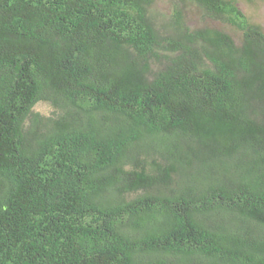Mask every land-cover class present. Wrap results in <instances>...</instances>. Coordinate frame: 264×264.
<instances>
[{
	"label": "trees",
	"instance_id": "obj_1",
	"mask_svg": "<svg viewBox=\"0 0 264 264\" xmlns=\"http://www.w3.org/2000/svg\"><path fill=\"white\" fill-rule=\"evenodd\" d=\"M180 1L241 39L154 0H0V264H264V30Z\"/></svg>",
	"mask_w": 264,
	"mask_h": 264
},
{
	"label": "rangeland",
	"instance_id": "obj_2",
	"mask_svg": "<svg viewBox=\"0 0 264 264\" xmlns=\"http://www.w3.org/2000/svg\"><path fill=\"white\" fill-rule=\"evenodd\" d=\"M240 7L247 14L251 22L258 24L264 30V1L262 0H240ZM177 10H185L187 20L194 26H207L220 30H225L230 33L237 41L242 37L238 29L233 26L211 19L203 14V12L195 5L190 3H182L180 0H154L152 12L157 19V22L165 26L172 19L173 13ZM38 110L48 112V106L41 103L37 107Z\"/></svg>",
	"mask_w": 264,
	"mask_h": 264
}]
</instances>
